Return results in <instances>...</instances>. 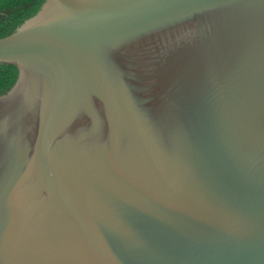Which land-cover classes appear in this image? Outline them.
I'll list each match as a JSON object with an SVG mask.
<instances>
[{
	"label": "water",
	"instance_id": "1",
	"mask_svg": "<svg viewBox=\"0 0 264 264\" xmlns=\"http://www.w3.org/2000/svg\"><path fill=\"white\" fill-rule=\"evenodd\" d=\"M0 63V264H264V0H45Z\"/></svg>",
	"mask_w": 264,
	"mask_h": 264
},
{
	"label": "trees",
	"instance_id": "2",
	"mask_svg": "<svg viewBox=\"0 0 264 264\" xmlns=\"http://www.w3.org/2000/svg\"><path fill=\"white\" fill-rule=\"evenodd\" d=\"M44 2L45 0H0V38L12 34L34 16ZM18 73L16 66L0 63V96L14 86Z\"/></svg>",
	"mask_w": 264,
	"mask_h": 264
}]
</instances>
